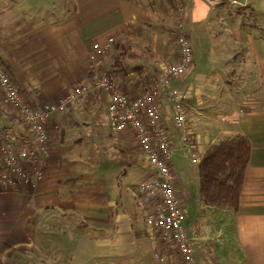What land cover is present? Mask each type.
<instances>
[{
	"label": "crops",
	"instance_id": "crops-1",
	"mask_svg": "<svg viewBox=\"0 0 264 264\" xmlns=\"http://www.w3.org/2000/svg\"><path fill=\"white\" fill-rule=\"evenodd\" d=\"M182 5L194 61L178 84L191 95L200 159L235 134L252 150L236 211L201 200L199 165L187 173L174 161L176 196L206 240L199 264H264V0H0V61L39 106L90 83L91 46L114 37L99 65L134 98L179 62ZM108 104L95 90L49 119L45 179L0 197V264H182L146 227L152 206L140 183L149 164L133 131L109 124ZM162 117L178 145L167 99Z\"/></svg>",
	"mask_w": 264,
	"mask_h": 264
},
{
	"label": "built area",
	"instance_id": "built-area-1",
	"mask_svg": "<svg viewBox=\"0 0 264 264\" xmlns=\"http://www.w3.org/2000/svg\"><path fill=\"white\" fill-rule=\"evenodd\" d=\"M180 55L138 95L130 97L113 76L105 74L99 61L105 57L115 38L94 43L88 53L91 82L68 89L53 103L33 106L25 99L21 86L0 61V197L5 190H19L41 183L51 157L49 119L95 90L107 93L109 124L116 131L130 128L149 164V176L140 183V191L151 204L145 218L147 229L163 242L176 247L182 264H199L198 252L206 242L197 227L188 223L189 211L175 191L174 153L180 150L191 164L199 165L200 155L186 113L191 95L178 83L194 61L188 31L187 7L178 9L175 29ZM167 99L178 146L163 122L162 101ZM161 261L160 255H156Z\"/></svg>",
	"mask_w": 264,
	"mask_h": 264
},
{
	"label": "trees",
	"instance_id": "trees-1",
	"mask_svg": "<svg viewBox=\"0 0 264 264\" xmlns=\"http://www.w3.org/2000/svg\"><path fill=\"white\" fill-rule=\"evenodd\" d=\"M251 11L256 13L254 9ZM251 150L248 137L235 134L219 140L205 151L198 166L203 202L215 208L238 209Z\"/></svg>",
	"mask_w": 264,
	"mask_h": 264
},
{
	"label": "rangeland",
	"instance_id": "rangeland-1",
	"mask_svg": "<svg viewBox=\"0 0 264 264\" xmlns=\"http://www.w3.org/2000/svg\"><path fill=\"white\" fill-rule=\"evenodd\" d=\"M176 146H178V145H176ZM174 161H175V168L177 170L182 169V170L186 171L187 173H190V170H192V168L194 166L193 164H191V162L188 159L183 157V153L179 150H175Z\"/></svg>",
	"mask_w": 264,
	"mask_h": 264
},
{
	"label": "water",
	"instance_id": "water-1",
	"mask_svg": "<svg viewBox=\"0 0 264 264\" xmlns=\"http://www.w3.org/2000/svg\"><path fill=\"white\" fill-rule=\"evenodd\" d=\"M209 6L216 7L228 3H239L241 5L246 4L247 0H204Z\"/></svg>",
	"mask_w": 264,
	"mask_h": 264
}]
</instances>
